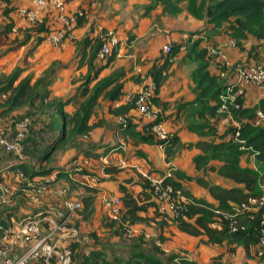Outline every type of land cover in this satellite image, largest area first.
I'll return each mask as SVG.
<instances>
[{
    "label": "trees",
    "instance_id": "16d2710c",
    "mask_svg": "<svg viewBox=\"0 0 264 264\" xmlns=\"http://www.w3.org/2000/svg\"><path fill=\"white\" fill-rule=\"evenodd\" d=\"M1 1L5 23L0 26V47L8 45L3 54L28 42L32 43L31 52L58 28H51L43 17L35 24L17 25L10 15L11 11L19 10L15 0ZM159 6L164 15L176 16L187 11L205 22L204 28L190 32L187 43L173 42L168 53L162 49V54L146 71L156 82L153 100L162 113L166 111L165 119L170 124L168 136L160 138L151 129L152 121L133 112L136 108L133 100H123L128 69L121 66L101 77L118 53V46L113 47L102 58L105 61L98 60L109 30L104 27L97 34L78 40V68L86 67L87 71L75 93L67 97L51 96V86L59 70L57 63L50 64L37 78L31 73L22 75L26 67L21 65L8 74L0 73V120L19 110L18 118L4 124L24 117L32 119L25 154L28 158L34 156L35 161H10L8 168H21L31 179L57 171L59 180L70 183V196L74 188L85 185L87 192L79 195L82 202L76 211L79 217L70 221L79 229L78 239L71 240L73 264H233L231 255L240 249L244 250L242 264H264V205L244 207L264 193V96L257 103L249 104L244 86L235 81L239 63L264 64V55L260 50L255 52L258 46L264 47V0H151L145 6L146 13ZM79 8L83 14L78 16L76 26L87 22L91 11V7ZM196 33L204 35L193 38ZM220 36L231 38L243 50L249 40H257L258 44L253 43L249 49V56L256 62L240 59L228 66L221 62L210 50L221 44L217 39ZM204 41L207 45H202ZM184 46L187 47L184 61L193 64L190 77L195 96L165 100L161 96L162 87L173 59ZM230 94L233 99L225 100ZM225 102L228 108L223 110ZM69 105L74 106L71 111L66 109ZM227 118L226 129L221 131L220 125ZM34 121L41 129H34L32 134ZM184 130L197 134L198 138L184 140ZM111 133L116 135L115 140L110 138ZM126 143L131 145L130 151L124 149ZM142 143L162 147L169 165L156 167L141 149ZM184 148L200 150L193 158L195 169L200 173L191 174L172 163ZM115 151L122 152L126 160L132 155L147 159L150 167L144 172L162 176L165 185H173L176 214L161 209L151 179L135 167H121L114 160L93 162L90 167L70 164L81 155L95 161ZM69 152L68 161L57 162L59 153ZM10 154L1 159L9 158ZM243 158L253 166L242 165ZM100 171L107 175L99 174ZM208 171L231 178L237 185L214 183L207 177ZM82 175H89L98 183L116 181L122 199L120 215L115 218L106 212L95 229L79 228L81 220L93 219L100 195L98 187L78 179ZM191 180L207 188L212 199L197 196L186 187ZM18 193L23 191L19 189ZM5 209L0 204V214L5 211L9 216L13 208ZM0 223L9 224L2 217ZM170 225L198 237V245L219 247L218 254L210 262L201 263L187 253L165 247L170 239L166 234ZM148 227L154 228V234L147 231ZM113 237H119L121 243L111 241Z\"/></svg>",
    "mask_w": 264,
    "mask_h": 264
},
{
    "label": "crops",
    "instance_id": "0c3cea01",
    "mask_svg": "<svg viewBox=\"0 0 264 264\" xmlns=\"http://www.w3.org/2000/svg\"><path fill=\"white\" fill-rule=\"evenodd\" d=\"M150 1L151 0H68V3L66 4L68 10L70 11H76L79 6L87 7V8L91 7L90 8L91 11L87 22H85L81 26L79 25L76 26V24H74L73 33L75 36L73 39L67 38L60 44H52L49 41L44 40L36 48L37 50L40 49L45 50L46 46H50L51 48H53L51 50L54 51L53 53L47 52L43 54L45 55V57L43 56L44 65H42L43 66L42 72L47 67H49V65L52 64L53 62H57V65L59 67L56 80L51 86L52 89L51 96L67 97L75 93L77 86L82 82L83 79H79V77H77L75 79L77 83H75L73 81L74 79L72 80V77H70V74L72 73H67V72L70 71V69L74 68L75 70L74 74H79L80 70H84L83 71L84 74L86 73L87 71L86 67L78 68V66H74L75 63H77L76 58H77L78 40H82L86 35L93 36L97 34L104 27L108 29L116 30L120 35L121 42L117 47L118 48L117 58L109 67L105 68L102 71L101 77L108 75L115 68L121 66H124L126 69H128V78L126 80L125 94L123 96V100L128 101L126 98V94L130 91L133 92L139 91V89L142 87L144 82L149 78H151V76L148 75L146 71L150 66V64L153 63V61H155V59H157L162 54V47L166 41L171 39L175 43L176 42L187 43L189 41L191 31H197L198 29L201 30L202 28L205 27L204 21L194 18L187 11H183L182 13L176 16L164 15L162 14V7L159 6L158 8L146 13L145 6ZM14 2L18 7L32 6L31 0H15ZM123 8L128 9L132 14L126 15L124 18H122L121 9ZM151 14H157V20L158 19L162 20L160 22L162 25L159 24L157 26H154L150 18ZM182 14H185L188 20H185V22L180 23L178 18ZM10 15L16 19L17 25L28 24V20L19 13L18 9L11 11ZM43 18H45L47 24H49L51 28H57V27L59 28L62 26V22L58 18V13L56 11H51V10L45 11L43 13ZM170 18H177V22L173 19L170 20L169 22L168 19ZM194 22H196L195 28H192ZM4 23H5V16L3 14V4L2 1L0 0V26L3 25ZM199 35H204V34H198V33L193 34L194 36L193 38L199 37ZM217 39H219L220 40L219 42L222 44L226 43L225 49L231 61H237L243 59V60H248L250 63L255 62L254 58L249 56V49L250 46L253 44L251 43L253 39L249 40L250 42L246 44L247 48H245V50L237 46L236 42L233 43L232 42L233 40L229 37L220 36ZM211 43L213 44L214 42L211 41ZM29 44H31V42H28L22 45L21 47L29 46ZM202 45H207V41H204ZM21 47L14 50H10L9 52L19 50ZM61 50L63 51L60 52ZM259 50L261 49H259L258 47L257 52H259ZM186 51H187V47L185 46L182 47L179 54L173 59V63L169 69L166 82L164 83L161 90V96L165 100L172 101L180 97H187L188 99H191L194 98L195 96V94L191 90V85L194 84V82L190 77L191 71L193 69V64L184 61V56L186 54ZM261 53L262 55H264L263 47ZM98 58L99 61H105V59H102L101 57ZM29 68L26 67V69ZM61 76H63L62 78L65 83L62 86V88L57 87V85L55 84L60 81L59 77ZM137 76H139L138 79ZM37 77L34 76V78ZM241 84L244 86V89L246 90V99L249 104L257 103L264 96V89L260 88L258 85L251 82L250 83L242 82ZM103 102L107 103V101H103ZM73 108H74L73 105H69L66 107V109L70 111ZM104 110L108 112L106 109ZM133 112L136 115L142 116V114L139 112L137 108H135ZM163 114H164L165 125L169 129L170 124L165 119L166 118L165 110H163ZM228 120H229L228 118L225 119L220 125L221 131H224L226 129ZM101 130L104 131V129ZM112 134L113 133H111V135ZM182 136L184 140H196L198 138L197 134L187 130H184L182 132ZM110 138L115 140L116 135H112ZM140 147L142 150L148 153L149 160L152 161L156 167H166L167 165H169L164 159V150L162 147L157 145H149L145 143L140 144ZM130 148L131 145L126 143L124 149L126 151L128 150L130 151L131 150ZM199 151L200 150L197 148H193V149L184 148L181 150L177 158L172 163L175 166L182 168L183 170L191 174L200 173V171L195 169L194 161H193L194 156L197 153H199ZM185 155L189 156L190 158L188 161L184 163L181 162V160H183V157ZM70 157H71L70 152L65 154L61 153L60 155L57 156V161H60V163L62 161L66 162L69 160ZM80 157H84V155H81ZM29 159L35 161L34 156H31L30 158H28V160ZM60 159H62V161ZM186 159L187 158H185V160ZM110 160L119 162L121 164L120 165L121 167H125L128 169L135 167L138 171H143V172L148 171V168L150 167L149 161L147 159H142L132 155L130 160H126L123 153L117 151L108 154L106 156H102L100 159H97L95 161L92 160V163L100 162V161L108 162ZM10 161H13L12 163L16 162V160L1 159L0 165L2 164V166H0V169H2V172L0 170V173L1 176L4 177L2 181L11 188H15L20 182L18 175L15 173V170L8 168L12 164L10 163ZM241 164L252 165V163L247 162L245 158L242 159ZM99 174L104 176L107 175L103 171H100ZM46 177L49 176L47 175ZM207 177L212 182L219 183L224 186L237 185V183L233 179L223 176L216 171H208ZM35 179H40V177H35ZM78 179L85 180L87 182V185L98 187V189L100 190V195L97 201L96 214L92 219V220L96 219L97 222L99 221L97 226L92 227L91 226L92 224L90 223L89 224L90 228H89L86 222H90L91 221L90 219L81 220L79 225L80 229H84V230L95 229L99 226L101 221V216L103 215L101 214L99 207V200H101V195L103 193L110 192L120 196L118 190V183L112 180L98 183L95 178L89 175L78 176ZM186 187L190 188V190L197 196L212 199L207 188L202 186L197 180L188 181L186 183ZM21 195H22L21 193L17 192V194L12 197L10 205H2L4 209L11 207L13 208L9 216H7L4 213L5 211L2 214H0V217L7 219L9 223L11 222L14 223V221L20 219L26 212H28L33 208L31 204L27 203L26 200L21 197ZM5 210L6 212H8L7 209ZM104 211L106 213L105 208ZM72 216L74 220H77L79 217L77 212H74V215ZM74 216H76V218ZM137 228H142V226H138ZM147 231L154 234V228L152 227H148ZM166 234L170 237V239L169 241L166 242L164 246L168 247L170 250H175V251H178L176 250L177 248L173 245L175 244L174 240L177 239V236L183 239H189V238L194 239L195 245L194 248H191V251L194 250V252H190V251L189 252L181 251V252L189 254L190 256L197 259L201 263L210 262L211 259L215 255H217L220 250V248L216 246L205 245V244L198 245V241H199L198 237L188 235L180 231L174 225H170L167 228ZM243 253L244 250L240 249L238 250L237 253H233L231 255V259H233L234 262H238L239 260H241Z\"/></svg>",
    "mask_w": 264,
    "mask_h": 264
},
{
    "label": "built area",
    "instance_id": "2783aa9c",
    "mask_svg": "<svg viewBox=\"0 0 264 264\" xmlns=\"http://www.w3.org/2000/svg\"><path fill=\"white\" fill-rule=\"evenodd\" d=\"M31 2L32 6H21L18 10L28 20V23H37L43 17V13L48 10L56 11L62 22L61 27L47 36V41L52 44H60L67 35L69 38H74L73 27L78 16L83 14L81 8L76 11H69L66 0H31ZM120 42L121 37L116 30L109 29L106 31V38L99 51V57H107L112 52L113 47H117ZM172 44L171 40L166 41L162 47L163 51L168 53ZM225 47L226 43H221L218 47H211L210 50L228 66L232 64V61ZM235 81L237 83L251 82L264 89V64L247 65L239 63L236 68ZM155 89V80L149 78L139 91L128 92L126 98L133 100L139 112L147 120L152 121L151 129L160 138L165 139L169 134V129L165 125L162 109L153 100ZM228 98L233 99V95L224 97L225 100ZM227 108L228 104L225 102L222 109ZM31 127L32 119L30 117H24L15 123L0 126V161L7 153L14 154L16 159L13 160L18 162L28 159L25 154V143L31 132ZM70 162L71 165L92 166V161L85 156L73 158ZM15 173L20 182L15 188L6 185L0 174V204L10 205L12 197L21 189L26 202L31 204L33 208L14 223L11 222L8 225L0 223V264H72L73 247L71 240L73 238L78 239L79 229L70 221L72 213L82 206L81 200L70 196V187L60 183L57 171L52 172L48 175L49 177L43 176L40 179L28 178L21 168H17ZM144 174L153 183L161 209L176 214L177 205L173 195V185H165L162 176L148 172H144ZM168 174L171 175L172 173L169 172ZM101 201L111 217L116 218L120 215L122 199L119 195L110 192L103 193ZM261 205H264V193L261 197L251 199L250 204H246L244 207L251 209ZM85 239L88 240L89 237L86 236ZM158 243L161 244V242ZM233 264L242 263L238 261Z\"/></svg>",
    "mask_w": 264,
    "mask_h": 264
},
{
    "label": "rangeland",
    "instance_id": "374dc122",
    "mask_svg": "<svg viewBox=\"0 0 264 264\" xmlns=\"http://www.w3.org/2000/svg\"><path fill=\"white\" fill-rule=\"evenodd\" d=\"M121 12H122V18H124L126 15H131L132 14L126 8L121 9ZM150 18H151L152 24H154V26H157V25L161 24L160 22L162 20H159V19L157 20V14H151ZM172 19L177 22V18H170V19H168V21L170 22V20H172ZM178 20L180 21V23L181 22L183 23V22H185V20H188V18L186 17L185 14H182L181 16H179ZM195 24H196V22H194L192 28H195ZM152 27H153V25H152ZM73 42H75V41H73ZM251 43L258 44V41L257 40H252ZM31 46H32V43L29 44V46L21 47L19 50H15V51H12V52H7V53H4V54H3V49L7 48L8 45L0 47V73L8 74V73L12 72L15 69L16 66H20L21 65L22 67H28V68L30 67L29 69L25 68L24 73L22 75H27L29 73L33 74L36 77L41 75L42 68H43L42 65H44L43 56L45 57V55H43V54H45L47 52H52L53 53L54 51L51 50L53 48H51L50 46H46L45 50L44 49H40V50L36 49V50H33V51L30 52ZM257 49H256L255 52H257ZM259 49H261V48H259ZM263 49H264V47H263ZM62 51L63 50H61L60 52H62ZM260 51L262 52V49ZM255 62H256V60H255ZM56 63L57 62H54V64H56ZM74 66H78L77 63H75ZM83 71L84 70H80L79 74H74L75 70L73 68V69H70V71H68L67 73H72V74H70V77H72V80L74 79L73 81L75 83H77L75 79L77 77H79V79H82V76L84 75ZM64 73H66V72H64ZM62 77L63 76L59 77L60 81L58 83H55L57 85V87L62 88V86L65 84ZM54 94H56V93H54ZM14 114L15 115H13V116H9V117H6V118L0 120V126L6 125L4 123L8 122L9 120H13L15 118H18L20 116V110L17 111V113H14ZM15 116H17V117H15ZM34 129L37 130V131L39 129H41V126H40V124L38 122L34 121V127H33L32 134H34ZM60 154L61 153H59L58 155H60ZM9 156H10L9 159H12V160L16 159L14 154H10ZM185 158H187V159L185 160ZM189 158H190L189 156L185 155L183 157V160H181V162L185 163L186 161L189 160ZM60 160L62 161V159H60ZM57 162L60 163V161H57ZM61 163H64V161H62ZM83 182L85 184H87V182H85V181H83ZM61 183L65 184V185H68V186H71L69 182L61 181ZM86 190L87 189L85 188V185L82 184V186L73 189V191H72V195L73 196L72 197H74V199L79 200V195H82V194L86 193L87 192ZM99 207H100L101 214H105V211H104V208L102 206L101 200H99ZM98 211H99V209H98ZM72 214L74 215V213H72ZM74 217L76 218V216H74ZM72 219H73V216H72ZM98 222L95 219V220H91L90 222H86V223H87L88 227L90 228V226H89L90 223L92 224L91 225L92 227L93 226L95 227V226H97ZM105 240H107V238ZM111 241H114V243L117 242V241L119 243H121L119 237H113V238H111ZM174 242H175V244H173V245L177 248L176 250L182 251V252H184V251L194 252V250L191 251V248H194V245H195V240L194 239H192V238L183 239V238H180V237L177 236V239L174 240ZM240 261L243 263L242 260H239V262Z\"/></svg>",
    "mask_w": 264,
    "mask_h": 264
}]
</instances>
